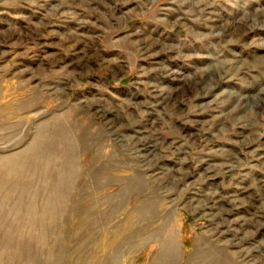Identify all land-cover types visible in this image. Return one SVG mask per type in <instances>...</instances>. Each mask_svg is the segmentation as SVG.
<instances>
[{"label":"rangeland","instance_id":"374dc122","mask_svg":"<svg viewBox=\"0 0 264 264\" xmlns=\"http://www.w3.org/2000/svg\"><path fill=\"white\" fill-rule=\"evenodd\" d=\"M263 242L264 0H0V264H264Z\"/></svg>","mask_w":264,"mask_h":264},{"label":"bare ground","instance_id":"6f19581e","mask_svg":"<svg viewBox=\"0 0 264 264\" xmlns=\"http://www.w3.org/2000/svg\"><path fill=\"white\" fill-rule=\"evenodd\" d=\"M104 117H107L106 113H104ZM72 140L73 139H71V141ZM68 146H69L68 149H70L72 154H73V150H74L73 149V144L71 142H69ZM68 163H69V161H68ZM197 170H198L197 172L196 171H193V172L190 171V173L189 172H187V173L184 172L185 174H184L183 178L186 179V178L194 176L195 174L196 175L197 174L200 175V173L203 174V175H207V174H210V173H212L214 171V169L211 168V166L202 167L201 165L200 166L198 165V169ZM78 176L79 175L75 173L74 169L71 168V166H67L66 168L63 167V169L58 173L57 181H56V184L54 186V189L52 188L53 189V193L52 194H54L56 196V198L58 199V202H59V200L61 201L62 199H64V198L68 197L69 195H71V192L73 191L74 186H75L74 184L78 180L77 179ZM235 195L222 196V195H219V194L213 192V193H211L210 195H207V196L203 194V195L200 196V198L206 197L205 200H203V201H204V203H206V207L208 205V209L217 210V212L219 210H221L220 212H225L227 214V216H228L234 210V206H235V202H236ZM57 205H58V203H57ZM223 215H222V219L225 218L224 217L225 215L224 216ZM257 216H259V218H263V215H260L258 213H257ZM134 217H135V219H138L140 217V211L136 212ZM132 227H133V225H131V224L128 225V229H131ZM229 227H231V226H229ZM135 229H137V228H135ZM228 232H230V231H228ZM177 239H178L177 235H174V236H171L170 238H168L169 246H172V247L175 248V246L177 244ZM144 241L146 242L147 238H142V237L139 238V242L142 243ZM169 246H166L167 248H166L165 251L167 252L166 254L168 256L169 255L172 256L171 255L172 253H171V250H170L171 248ZM262 252H263V257H264V248H263Z\"/></svg>","mask_w":264,"mask_h":264}]
</instances>
